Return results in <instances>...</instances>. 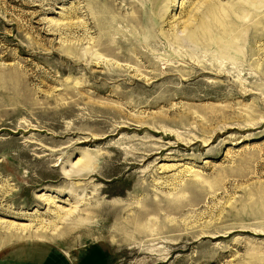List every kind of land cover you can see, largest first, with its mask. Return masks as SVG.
<instances>
[{
	"label": "rangeland",
	"instance_id": "374dc122",
	"mask_svg": "<svg viewBox=\"0 0 264 264\" xmlns=\"http://www.w3.org/2000/svg\"><path fill=\"white\" fill-rule=\"evenodd\" d=\"M252 1L0 0V255L50 242L81 251L74 264H264V0ZM83 156L91 171L65 179ZM145 180L190 198L170 237L141 242L149 251L115 233L110 211L73 236L55 218L141 200L130 194ZM53 220L57 236L7 233ZM34 254L13 264H65Z\"/></svg>",
	"mask_w": 264,
	"mask_h": 264
},
{
	"label": "bare ground",
	"instance_id": "6f19581e",
	"mask_svg": "<svg viewBox=\"0 0 264 264\" xmlns=\"http://www.w3.org/2000/svg\"><path fill=\"white\" fill-rule=\"evenodd\" d=\"M255 2H253L252 0H249V1L244 0L245 4L248 3V5H251V6H256ZM242 5H243V3L239 2V3H237L236 6L239 8H242ZM113 8L114 7H112V9ZM212 10H213V7H212ZM92 11L94 12V9ZM163 12L159 14L160 16L156 15V16H154V18H152L153 21L151 24H153V26H157L156 24H158L159 21L161 20ZM110 13H111V11L106 10L103 13V17L101 16V18H103V20L105 19V21H108L109 25L111 23H113L115 20V18L112 15H110ZM164 15H166V14H164ZM94 19L96 20V17ZM109 25H107L106 28H108ZM256 26H257V24H255V26H253L256 33L258 32V34H256V36L261 34V33L263 34L264 33L263 28L264 27L263 28H261V27L256 28ZM152 28L154 29V27H152ZM187 28H188V26H187ZM110 33H111V31H110ZM211 33H212V31H211ZM95 44H96V42H95ZM115 44H116V42H115ZM120 44H121L120 48L122 50L120 56L126 58L128 56L127 50H126V44H124L122 42ZM204 73H211V72L204 71ZM130 127L125 126V125L119 126V128H121V129H127ZM105 138H107V137H100V136L94 137V138L92 137L91 139H86L84 142H80V143H94V141H96V140H104ZM171 147H172L171 145L169 146V148L165 147V145H164V148L163 147H157L156 149H159V151L156 154L162 155L165 151L171 149ZM153 150H154V148H150V150H149L150 152H152V155L154 154ZM141 156H142L141 154L134 155L133 160L138 161L139 160L138 158ZM84 157L85 156L80 157L79 160L76 163H74L71 170H67V169L62 170V174H63L65 179L71 180L73 177L81 176V175L87 174L88 172L91 171V168L89 169V165L87 164V162H85ZM134 165L136 166L137 164L134 163ZM147 174L148 173H146L144 175L145 179H146ZM157 185H158V183L155 185L156 188H161V187H157ZM159 185L162 186V184H160V183H159ZM82 188L84 189V187H82ZM82 188H80V190L83 191ZM75 189H76V187H75ZM162 189H164V188H161V190ZM185 189H186L185 187H182L179 190L184 191ZM51 195L52 194L45 192L43 194L38 195L36 198L41 202H44L46 204H49V203L51 204L53 202V198L56 197V196H51ZM59 195H61V194H59ZM139 195H143V198L141 200H137L136 202L133 201L131 203H129L127 201L125 202V199H123V200L122 199H115V200L113 199V201H111V202H107L106 200H102L101 202H99L100 201L99 200L98 203L94 202L96 204L93 205V202L91 201V203L87 204L89 206H86V208L83 209V211L85 213L83 212L82 215L80 213L77 214L78 206H75V208H73V206H71L70 208L58 206V208L56 209L55 218L58 219L62 223L65 222V224L68 225V226L66 225L65 231L70 232L69 234H72V236H73L74 232L76 231V228L78 229L79 225L85 226V224L88 223L90 220H92L94 217H96L98 215L107 214L108 211H110L109 216H118L117 221L122 222L121 224H119L120 227L116 228L115 233L120 235V237L123 241L127 240L130 243L135 242L136 244H138L141 247V242L143 240L149 238V237H152V236L154 237L156 235H159L160 237L165 238V237H168L170 234L174 233L176 225L175 226L173 225V224H175V221H173L174 220L173 216L179 215L181 213L183 214V212L190 205V201H189L190 198H188V196L186 197V196L181 194L182 196L180 197L178 193H176V194L174 193L173 195L172 194L158 193V192H156V190L151 188V186L148 184V182H146V180H145V182H140L139 184H137L134 188L133 193L130 194V196L132 198H137V196H139ZM94 199L98 200L99 194L94 196ZM5 222H7V221H5ZM9 223H10V225H9L8 230H7V233L10 232L9 235H11L12 237H15V238L17 237V239L22 238L23 236L27 235L31 231L35 232L36 235H38V236L41 234L43 235L47 232L46 229L49 228L48 226H50L51 229H53L52 232L50 230L51 235L57 236L60 234V230L62 228H64L61 226H57V220L50 221L47 226H44L45 228H43V226L36 228L30 224L17 223V222H9ZM41 231H44V232L39 233ZM217 237H220V235L214 236L213 238H217ZM43 238H44V236H43ZM155 239H156V237H155ZM150 246H151V244H150ZM141 248H143V247H141ZM143 251H149V248L145 247V249L143 248Z\"/></svg>",
	"mask_w": 264,
	"mask_h": 264
},
{
	"label": "crops",
	"instance_id": "0c3cea01",
	"mask_svg": "<svg viewBox=\"0 0 264 264\" xmlns=\"http://www.w3.org/2000/svg\"><path fill=\"white\" fill-rule=\"evenodd\" d=\"M48 245L54 246V249H48ZM30 251L31 253H35L34 255L37 254L38 256H44L49 253L59 255L61 258L64 259L65 264H74V257L76 260H78L77 258H82V256L84 255L81 253V251H73V255L70 256L59 246L50 242H30L26 243L25 245H22L21 247H18L17 249H13L12 251H10V253L8 251L2 253L0 255V264H13L14 262L26 261L27 253H30Z\"/></svg>",
	"mask_w": 264,
	"mask_h": 264
}]
</instances>
